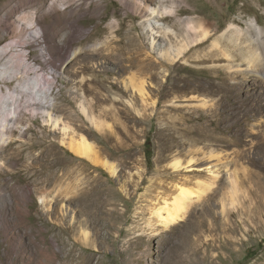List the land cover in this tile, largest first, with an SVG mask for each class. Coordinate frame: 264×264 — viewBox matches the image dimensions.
<instances>
[{"label": "rangeland", "instance_id": "rangeland-1", "mask_svg": "<svg viewBox=\"0 0 264 264\" xmlns=\"http://www.w3.org/2000/svg\"><path fill=\"white\" fill-rule=\"evenodd\" d=\"M101 1L98 9L92 0H0V46L27 42L7 55L48 81L29 100L49 113L25 109L26 99L4 103L0 264H264V0H151L174 1L181 18L199 15L211 32L169 63L158 50L131 62V32L150 49L142 18L120 0ZM76 4L84 33L73 48L97 41L100 51L87 58L71 51L55 68L47 64L52 43L31 35V17L63 42L62 12ZM113 19L120 25L110 29ZM252 20L260 41L247 28ZM157 22L177 31L170 15ZM230 23L242 29L253 60L229 46V57L216 49L193 57ZM140 81L144 100L131 85ZM16 86L0 80L3 91ZM70 136L92 142L115 174L60 144ZM186 187L196 195L185 214L162 226L155 210Z\"/></svg>", "mask_w": 264, "mask_h": 264}, {"label": "bare ground", "instance_id": "bare-ground-1", "mask_svg": "<svg viewBox=\"0 0 264 264\" xmlns=\"http://www.w3.org/2000/svg\"><path fill=\"white\" fill-rule=\"evenodd\" d=\"M92 1L95 3L98 9L102 7L101 0ZM120 1L128 10L132 11L135 15H139L142 18L143 34L148 39L147 45L151 49L145 50L146 43L142 40L139 41L140 36L132 34L131 32V34L128 35L126 42L127 47L135 49L136 52V55L130 57L131 62L132 60L134 61L135 59L140 57L141 63H144L146 60H149V52H151L152 50L159 51L158 58L162 63L174 62L180 57H183L192 49V47L201 46L211 37V32L209 31L208 27L202 23V19L199 15H192L181 18L179 13L177 12V5H175L174 1H172L169 6L162 5L161 3L158 6H152L151 0ZM77 4L69 8L68 10L64 9L62 12L64 15H66V20L64 21L68 26V33L65 35V39L63 40V42H60L59 40L55 41L52 38V34H50L51 32L47 30L50 27H48V24L43 26L42 23H39L40 20L39 22L37 21L36 16L34 17L33 15L31 17V35H33L37 39L42 37L44 34L47 40L52 43L48 48L51 58L48 59L47 64H49L50 66H54L55 68L57 67L56 62L62 63L64 59H68L69 53L71 51H73V58H75L76 56H82V58H84L85 56L87 58V56L98 54L100 51V44L97 41L92 43L88 48H84L83 46H79L75 49L73 48L84 33L83 26L79 25V19L83 15H85V12L80 11V8L78 6L79 4ZM49 12H51V17L55 18L57 21L60 20L58 18V11L56 9L52 8L50 10L49 8ZM166 15H170L171 17H173V21H175L178 27L176 29L177 31L174 32L172 30L171 32L170 29L164 28L165 26H162V22H157L160 19H164ZM41 16L42 15L38 17L42 19ZM119 25L120 22L116 19H113L109 22L108 27H110V29H113L114 27H117ZM247 28L254 29L256 31L255 40L258 39L260 41L259 36L262 33L261 27L252 20ZM96 34L97 32L94 28L90 36ZM20 37L21 36H19V38ZM243 38L244 36L242 33V29L234 23H230L224 28V30L220 31V33H218V35L212 39L211 43L205 49L202 56L196 54V56L193 57L199 58L205 55L208 56L213 53L212 50L214 49H216L217 56L229 57V46L231 48H234L237 58L253 60L255 57L254 52L248 49L246 50L245 47L241 45L242 41L244 40ZM86 39L87 37L85 38V40ZM26 43L27 42L20 44L17 40H13L10 43L0 46V59L3 58L0 62V80L9 81L11 79H14L15 81H17V89L15 87V89L11 90L10 87H7V90L3 91V89L0 87V93H2L0 98V133H3L4 131L6 132L7 129L6 126H3L4 124H1V121L8 120V114L4 111V103L7 102H5V100L7 99H9L15 107L20 106L21 102L26 99V102H24L25 109L33 112H36L37 110H40L41 112H47V106L45 104L34 100H29V98L34 91H42L48 81L40 80V77L37 74L39 69L33 67L32 64L27 63L26 60L13 55V57L11 58L9 55H7L10 51L15 50V47L17 45L24 46L26 45ZM81 43H83L82 40L79 41L78 44L81 45ZM144 54L145 57L143 58L142 55ZM4 55L7 56L3 57ZM123 66L124 70H126L127 66ZM32 71L36 74L33 76H29L30 72ZM26 77L29 78L26 80ZM54 79L55 78L53 77V80ZM124 85L127 86L126 83H124ZM131 85L133 88L135 87V90L138 92L141 99L144 100V96L146 95L144 81H140L137 86L133 83ZM19 94L22 95L21 99L18 97ZM14 131L15 129L13 127L9 129L11 137ZM60 144L63 146H67L73 153L86 158L88 161L94 164H102L104 165L103 167H108L110 172H113L115 174L114 171L116 170L114 166L102 160L98 155L96 146L92 142L86 140L83 136H80V138H74V136H70L68 140L62 138L60 140ZM2 148L3 146L0 145L1 151ZM194 194L196 195V192L192 189H189L187 187L180 188L178 194L174 196L172 200L166 201L163 206L156 209L154 214L157 216L161 225L166 227L179 221L185 214L187 201L191 200ZM41 200L44 201L43 198H41Z\"/></svg>", "mask_w": 264, "mask_h": 264}, {"label": "trees", "instance_id": "trees-1", "mask_svg": "<svg viewBox=\"0 0 264 264\" xmlns=\"http://www.w3.org/2000/svg\"><path fill=\"white\" fill-rule=\"evenodd\" d=\"M150 155H151L150 151L147 150V158H148L149 161H150Z\"/></svg>", "mask_w": 264, "mask_h": 264}]
</instances>
